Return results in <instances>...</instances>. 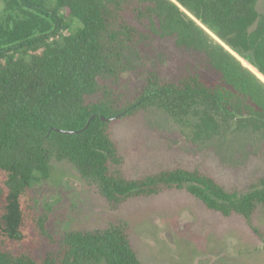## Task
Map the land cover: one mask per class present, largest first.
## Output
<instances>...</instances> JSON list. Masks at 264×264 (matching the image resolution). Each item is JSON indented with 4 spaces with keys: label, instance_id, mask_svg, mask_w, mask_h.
I'll return each mask as SVG.
<instances>
[{
    "label": "trees",
    "instance_id": "obj_1",
    "mask_svg": "<svg viewBox=\"0 0 264 264\" xmlns=\"http://www.w3.org/2000/svg\"><path fill=\"white\" fill-rule=\"evenodd\" d=\"M173 1L4 0L0 264H141L123 224L66 233L41 254L15 247L34 222L31 187L52 160L72 165L110 204L185 191L206 211L250 226L263 191H226L177 165L140 179L119 170L113 124L152 109L185 136L209 139L234 125L264 137L256 0ZM35 222L43 229L42 217Z\"/></svg>",
    "mask_w": 264,
    "mask_h": 264
},
{
    "label": "rangeland",
    "instance_id": "obj_2",
    "mask_svg": "<svg viewBox=\"0 0 264 264\" xmlns=\"http://www.w3.org/2000/svg\"><path fill=\"white\" fill-rule=\"evenodd\" d=\"M254 8L264 14V0H256ZM3 9L0 0V16ZM236 128L197 139L153 109L121 119L112 126L119 170L127 179H140L177 165L212 175L226 191L264 194V137ZM78 175L69 163L52 160L46 177L36 176L30 190L35 218L24 228L26 240L15 245L18 250L41 254L66 233L123 224L141 264H264V203L256 205L249 226L238 216L206 211L185 191L113 205ZM39 217L43 229L35 222Z\"/></svg>",
    "mask_w": 264,
    "mask_h": 264
},
{
    "label": "water",
    "instance_id": "obj_3",
    "mask_svg": "<svg viewBox=\"0 0 264 264\" xmlns=\"http://www.w3.org/2000/svg\"><path fill=\"white\" fill-rule=\"evenodd\" d=\"M173 1V0H172ZM174 2V1H173ZM216 39V38H215ZM217 40V39H216ZM101 120H103V118H101Z\"/></svg>",
    "mask_w": 264,
    "mask_h": 264
}]
</instances>
